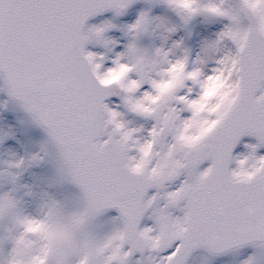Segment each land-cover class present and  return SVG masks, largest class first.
<instances>
[{"label": "snow or ice", "instance_id": "snow-or-ice-1", "mask_svg": "<svg viewBox=\"0 0 264 264\" xmlns=\"http://www.w3.org/2000/svg\"><path fill=\"white\" fill-rule=\"evenodd\" d=\"M133 2L0 0V73L5 76L9 94L23 101L49 129L94 204L120 210L127 234L125 245L131 248L125 250L124 246L123 254L112 264H128L135 251L145 249L158 254L174 249L161 256L158 264H186L190 252L202 245L220 252L256 242L264 249V156H256L257 148L264 145V14L257 16L245 10L244 17L250 21L247 26H229L220 34L214 44L228 39L235 51L217 61L213 74L188 71L185 81L200 88L196 98L191 97L194 87H188V94L175 97L176 104L183 107L169 105L160 113H149L136 107L139 101L134 103L131 96L122 95L128 92L126 87H105L101 82L104 74L122 62L124 53L118 54L113 67L105 69L104 57L86 51L92 41L105 47L113 43L104 34L115 27L107 21L85 32L86 21L108 10L122 15ZM146 16V12L141 13L137 23ZM223 16L236 19L228 12ZM225 67L231 70L230 83L235 91L219 111L198 114L207 84ZM148 83L154 88L152 81ZM151 94L144 92L140 97ZM112 96H120L131 112L156 120L149 138L139 139L141 129L128 127L119 105L105 102ZM218 100L214 98L211 103ZM184 111L191 115L183 118ZM204 120L219 123L198 144L183 143L185 128ZM109 126H113L111 131ZM246 135L255 136L259 144L246 145L250 149L247 155L233 156ZM148 145L152 147L146 155ZM245 157L255 163L247 172L250 176L241 179ZM140 161L146 167L137 173L133 166ZM206 161H211L210 166L201 170ZM184 174L187 178L180 187L164 194L167 203L163 207H156L160 192L145 199L150 189H164ZM182 201L187 202L185 214L174 217L168 209ZM153 208L156 226L140 230L142 218ZM148 264L157 261L149 257ZM245 264H255V258Z\"/></svg>", "mask_w": 264, "mask_h": 264}, {"label": "clouds", "instance_id": "clouds-1", "mask_svg": "<svg viewBox=\"0 0 264 264\" xmlns=\"http://www.w3.org/2000/svg\"><path fill=\"white\" fill-rule=\"evenodd\" d=\"M164 3L185 23L197 16L224 17L223 13H230L231 7V5L225 7L228 0H166ZM240 5L254 15L264 14V0H240ZM174 31L175 26L165 18H151L148 13L143 21L140 23L136 21L128 30L131 38L129 47L134 50V57L129 60L128 56L124 55L121 58L122 62L107 75L106 85H120L126 87L129 93H133L137 86L144 84V80H130V74H138L140 66L150 65V71L155 72L160 79H152L155 85L152 94L140 97L136 107L144 112L155 113L159 103L174 93L179 83L187 77L189 56L185 52L182 57L173 61L170 59L173 49L165 51L163 47H159L153 51L141 47L140 42L146 34H159L166 40L167 33ZM179 47V44L174 46ZM101 56L105 58L104 55ZM191 71L203 69L194 67ZM218 80L219 76L206 86L205 95L197 108L198 114L206 110L215 111L214 108H209V99L218 88ZM229 88L231 92L235 91L231 84ZM235 99L232 98L233 102ZM218 123L219 120L211 123L204 120L202 123L190 124L182 133V141L194 143L206 136ZM193 127L199 130L195 137L188 135L189 129ZM53 141L59 144L56 139ZM151 147L148 145L146 155L151 152ZM41 153L44 156L49 155L46 146L27 158L12 157L0 162L6 165L0 170V181L12 185L9 190L0 192V264H112L114 259L123 254L127 234L123 229L116 228L104 237L98 236L93 230L96 221L95 204L88 195L82 205H70L64 200L44 193L39 198L35 213L28 210L25 197L34 196V193L31 189L23 191L25 186L18 183V178L24 169L44 158ZM247 160L248 157H245L241 165ZM144 165L145 162L140 161L133 166L134 171L142 172ZM57 166L61 178L70 175L62 153ZM243 173L241 179L250 176L246 170H243Z\"/></svg>", "mask_w": 264, "mask_h": 264}, {"label": "rangeland", "instance_id": "rangeland-1", "mask_svg": "<svg viewBox=\"0 0 264 264\" xmlns=\"http://www.w3.org/2000/svg\"><path fill=\"white\" fill-rule=\"evenodd\" d=\"M229 5H231L229 8L230 14L236 17L234 20H230L227 17L207 18L205 16H197L191 25L186 26L177 18L174 11L169 8L163 0H141L127 16L120 17L113 14L93 22L89 29L93 26H101L107 21H111L112 24L115 25V27L109 29L104 34V38L112 41L113 43H110L107 47H105L103 43L92 41L89 42V48L91 52L105 56V69L114 66L113 61L120 53H124V55L128 56L129 60H132L135 53L134 50L129 47L131 38L128 34V30L129 27L135 24L140 18L142 12H147L148 14H153L154 18H165L171 25L175 26L174 32L167 33L166 40L161 36L159 37V34V38H157V44H159V47H163L165 51L168 46L170 49H173V53L171 54V59H173V61L175 58L182 57L185 52L189 53V33L190 31L198 32L200 41L199 50L201 56L199 60L204 61L203 64H201V68L204 71L203 73L211 75L218 67L217 61L230 51H235V45L231 40L225 39L219 44H214V42L218 41L220 34L224 32L227 27L230 26L233 29H239L242 26H247L249 24L242 13L240 0H228V4H226L225 7H229ZM145 40L146 38L143 37L140 42L141 47H143ZM177 44H179L180 47L174 48ZM154 50L155 49H153V51ZM108 74L109 73H106L104 75L107 77ZM130 76L131 78L136 79L135 73H132ZM217 76H219V80L217 81L218 88L217 93H213V96L219 98L217 105H215L218 107L217 111H219L231 96V89L229 88V85L231 84V70L222 68ZM215 79L216 78L213 80ZM225 80L227 81L226 83L224 82ZM192 93L196 94V96L199 94V92L195 91ZM225 93H228V95H225ZM128 96L135 99L140 98L142 95L135 97L133 94H130ZM213 96L209 100V108H213L214 106V104L211 103L214 99ZM6 97L11 104L7 105L5 103ZM174 100L175 98L173 99L172 96L165 97L157 106L156 113H160L162 110H165L169 105L174 106L176 104ZM123 104V101H113L111 106L114 107L119 105V111L123 114V119L129 128L141 129V131L137 133V137L139 139L144 140L149 138V133L156 124V120L141 115H134L129 112V110H126ZM205 112L213 113L212 111L207 110ZM184 116L185 115L182 114L183 118H188ZM211 122L212 121H209V123ZM198 134L199 130L197 127L189 129L188 135L195 137ZM203 138L198 141L200 142ZM1 144L4 146L0 153V162L9 160L12 157H15L16 159L27 158L40 152V149L45 146L48 149L49 155L44 156V154L41 153V156L44 158L24 169L18 178V183L25 186L23 191L31 189L34 193V196L25 197L29 211L35 213L39 198L44 193L50 194L60 200H64V195L66 198V201H64L70 205L83 204L85 198L74 185L71 172L70 175L65 178H61L58 174L57 162L61 156L60 152L48 136L37 126L36 122L29 117L18 104L13 103V101L9 98L8 92L0 77V145ZM249 144L258 145L259 141L257 139L245 140V143L240 149L239 156L242 154L247 155L250 152V149L246 147V145ZM256 156H264V145L257 148ZM254 163L255 161L249 158L243 165H241V168L248 172V170L253 167ZM5 167V164L0 163V170H3ZM13 171L20 170L13 169ZM11 187L12 185L10 183H3L0 181V192L7 191ZM58 189L62 191H59ZM158 204H160L159 200L157 202V205ZM106 217H104L106 218L104 221H106L107 224L102 230L104 236L112 232L110 231L111 228L110 230L108 229V227L112 226L111 222L115 221L114 223H118L116 221L118 220L117 217L112 215ZM95 227L96 224L93 225L94 231ZM118 227L120 228L119 225ZM242 255H245V261L254 257L255 264H264V250L257 249L244 250L235 257L221 260V264H245V261L238 259L239 257H242ZM201 259L202 258H198L196 262H201Z\"/></svg>", "mask_w": 264, "mask_h": 264}, {"label": "water", "instance_id": "water-1", "mask_svg": "<svg viewBox=\"0 0 264 264\" xmlns=\"http://www.w3.org/2000/svg\"><path fill=\"white\" fill-rule=\"evenodd\" d=\"M134 2H135V0H134ZM133 2V3H134ZM133 3H131L130 5H129V7H127L123 12H125L128 8H130L131 6H132V4ZM110 98V97H109ZM108 99V98H107ZM106 99V100H107ZM42 125V124H41ZM47 131H49V129L46 127V126H44V125H42ZM109 127H111V126H109ZM50 132V131H49ZM59 146H60V148L63 150V148H62V146L60 145V144H58ZM64 151V150H63ZM233 152H234V150H233ZM66 157V156H65ZM66 160H67V158H66ZM67 162H68V160H67ZM69 163V162H68ZM70 164V163H69ZM70 166H71V164H70ZM72 167V166H71ZM76 178V177H75ZM76 182L78 183V185L82 188V186H81V184L77 181V179H76ZM83 189V188H82ZM152 189H155V188H152ZM151 190V189H150ZM83 191H84V189H83ZM85 192V191H84ZM86 194V193H85ZM87 195V194H86ZM104 208L105 207H101V208H98V204H95V211L96 212H98V213H101V212H103L104 211ZM254 244H256V242H253ZM203 246V245H202ZM241 246H243V245H241ZM241 246H236V247H232V248H229V249H226V250H224V251H220V252H218V253H221V252H225V251H230L231 249H234V248H240ZM204 247H208V246H204Z\"/></svg>", "mask_w": 264, "mask_h": 264}]
</instances>
